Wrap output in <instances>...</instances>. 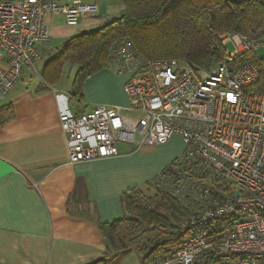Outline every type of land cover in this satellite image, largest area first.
Instances as JSON below:
<instances>
[{"label": "built area", "instance_id": "obj_1", "mask_svg": "<svg viewBox=\"0 0 264 264\" xmlns=\"http://www.w3.org/2000/svg\"><path fill=\"white\" fill-rule=\"evenodd\" d=\"M62 15L70 27L99 15L97 4L55 0L0 3V91L8 94L25 69L35 72L51 43L46 22ZM223 61L194 72L176 60L141 57L127 39L111 47V66L129 75L128 107L97 106L60 115L70 164L183 142L181 155L154 181L189 216L177 253L157 264H264V37L224 35ZM235 50L228 52L227 43ZM62 47L59 49V51ZM242 58L246 60L240 62ZM131 114L129 117L127 114Z\"/></svg>", "mask_w": 264, "mask_h": 264}, {"label": "crops", "instance_id": "obj_2", "mask_svg": "<svg viewBox=\"0 0 264 264\" xmlns=\"http://www.w3.org/2000/svg\"><path fill=\"white\" fill-rule=\"evenodd\" d=\"M55 1L62 6L97 4L99 15L78 27L68 26L62 15L47 17L52 40L42 49L44 61L35 72L25 69L8 94L0 91V264H90L101 259L109 245L98 223L125 216L123 196L129 190L155 197L152 181L183 151L182 139L174 137L161 147L119 145L117 157L70 164L60 115L84 114L100 105L125 109L129 75L109 66L85 82L79 98L73 95L77 68L66 81L65 67L54 84L43 80L45 64L55 57L47 55L76 34L118 17L124 5L121 0ZM124 254H135L142 264L136 253ZM124 257L114 255L109 264Z\"/></svg>", "mask_w": 264, "mask_h": 264}, {"label": "trees", "instance_id": "obj_3", "mask_svg": "<svg viewBox=\"0 0 264 264\" xmlns=\"http://www.w3.org/2000/svg\"><path fill=\"white\" fill-rule=\"evenodd\" d=\"M17 0H0V3ZM123 12L103 25L69 38L42 71L49 84L57 82L65 65L76 66L73 84L82 97L85 82L111 66V47L130 41L138 54L149 60H176L194 72L210 70L224 59V35L264 37V0H244L241 5L226 0H121ZM246 59L242 58L240 62ZM260 89L264 91V65ZM155 197L135 188L123 196L125 216L111 224L99 222L109 248L90 264H109L114 255L134 252L142 264H157L175 255L186 238L181 222L189 213L164 191ZM169 213V216L167 215Z\"/></svg>", "mask_w": 264, "mask_h": 264}, {"label": "rangeland", "instance_id": "obj_4", "mask_svg": "<svg viewBox=\"0 0 264 264\" xmlns=\"http://www.w3.org/2000/svg\"><path fill=\"white\" fill-rule=\"evenodd\" d=\"M56 46V45H55ZM226 49L228 50V52H233L235 50V47H234V44L232 42H229L227 43V46H226ZM48 51V50H47ZM59 52L58 51H52V52H49V55H47V58L50 59L52 58L53 56H56ZM257 55L261 58V59H264V49L263 48H260L258 51H257ZM77 68L76 66H72L70 64H67L65 66V72H64V81L68 80L69 78V75L71 74V71L73 69ZM74 71H72V78H73V73ZM127 114V113H125ZM129 117H132L131 114H127ZM169 167V166H168ZM167 215L169 216V213H167ZM171 220L173 223L177 224V225H180L182 224V222L177 219V217H171ZM122 256L124 258H122L123 260H121L118 264H137V258H136V255L135 254H131V255H128L126 256V254H122Z\"/></svg>", "mask_w": 264, "mask_h": 264}, {"label": "water", "instance_id": "obj_5", "mask_svg": "<svg viewBox=\"0 0 264 264\" xmlns=\"http://www.w3.org/2000/svg\"><path fill=\"white\" fill-rule=\"evenodd\" d=\"M232 4H235V5H241L243 3L244 0H226ZM87 31H83L82 33L85 34ZM73 95L76 96V93L73 92Z\"/></svg>", "mask_w": 264, "mask_h": 264}]
</instances>
